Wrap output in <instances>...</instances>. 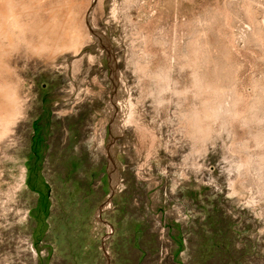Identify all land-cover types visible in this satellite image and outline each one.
I'll return each instance as SVG.
<instances>
[{"label": "rangeland", "instance_id": "rangeland-1", "mask_svg": "<svg viewBox=\"0 0 264 264\" xmlns=\"http://www.w3.org/2000/svg\"><path fill=\"white\" fill-rule=\"evenodd\" d=\"M73 1L0 0V264H264V0Z\"/></svg>", "mask_w": 264, "mask_h": 264}, {"label": "bare ground", "instance_id": "bare-ground-1", "mask_svg": "<svg viewBox=\"0 0 264 264\" xmlns=\"http://www.w3.org/2000/svg\"><path fill=\"white\" fill-rule=\"evenodd\" d=\"M66 1V0H65ZM71 1H73V0H71ZM69 2V1H68ZM74 2V1H73ZM51 3V2H50ZM65 5V4H64ZM73 5V4H72ZM61 7V6H60ZM65 7V6H64ZM54 10V9H53ZM56 10V9H55ZM17 11L15 10V9H13L12 10V12L10 13V15H9V17L11 16L12 18H15L16 17V19L15 20H17ZM60 17V16H59ZM70 18V17H69ZM72 18V17H71ZM62 22H64V21H62ZM46 25L45 26H47V24H51L50 22L49 23H45ZM54 24H56V23H54ZM53 24V25H54ZM62 24V23H61ZM59 24H57V25H54L55 27L56 26H58ZM64 26V25H63ZM62 26V27H63ZM41 27V26H40ZM42 27H44L43 25H42ZM48 27V26H47ZM50 27V26H49ZM61 27V28H62ZM72 27V26H71ZM57 28H59V27H57ZM65 28V27H64ZM77 28V27H76ZM75 28V29H76ZM44 29H45V27H44ZM66 29V28H65ZM64 29V30H65ZM50 29H48V28H46V30H44V31H49ZM53 30V29H52ZM20 31V30H19ZM28 32V31H27ZM26 32V33H27ZM22 34H23V32H21ZM29 33V32H28ZM28 33H27V35H28ZM40 33H41V31H40ZM51 33V32H50ZM31 34H33V32L31 33ZM43 34V33H42ZM41 34V35H42ZM35 35V34H34ZM34 35H33V38H34ZM38 35V34H37ZM49 35V34H48ZM53 35V34H52ZM59 35H60V33H59ZM58 35V36H59ZM36 36V35H35ZM77 36V35H76ZM39 37V36H38ZM42 37V36H41ZM40 37V38H41ZM46 37V36H45ZM51 37H53V36H51ZM70 37H74V36H70ZM42 38H44V35H43V37ZM50 38V37H49ZM55 38V37H54ZM59 38V40H60V38H61V40L63 39L62 38V36H59L58 37ZM68 38V37H67ZM13 39L14 38H11L10 40L11 41H13ZM19 39V38H18ZM22 39V38H21ZM36 39H37V37H36ZM23 40V39H22ZM30 41H28V43L30 44V45H32V43H30V42H32L31 41V39H29ZM35 40V39H34ZM50 40H51V38H50ZM37 41V40H36ZM48 41V36H47V40H45V41H42V46L45 48V47H47V49H50L52 52H56L58 49H60L61 47H63V46H65V45H61L60 46V44H61V42L62 41H59L60 43H58L57 42V37H56V39H55V42L53 43L52 41H51V43H49V42H47ZM66 41H68V40H66ZM34 42V41H33ZM73 42V41H72ZM77 42V41H76ZM80 42V41H79ZM78 42V43H79ZM15 43V42H14ZM35 43V42H34ZM58 43V44H57ZM66 43V42H65ZM78 43L77 44H75V45H78ZM73 44H74V42H73ZM84 44V43H83ZM39 45V44H38ZM37 45V46H38ZM33 46H36V45H32V47ZM10 47V46H9ZM77 47V46H76ZM82 47V46H81ZM8 48V47H7ZM26 48L27 49H29L28 48V45H26ZM66 48V47H65ZM64 48V49H65ZM73 48V47H72ZM31 49H33V48H31ZM35 49H36V47H35ZM35 49H34V52H35ZM30 50V49H29ZM63 50V48H61V50H60V52ZM37 52H42V51H44V50H36ZM49 52V51H48ZM48 52H46V53H48ZM51 52V53H52ZM39 54H41V53H39ZM61 54V53H60ZM51 55V54H50ZM49 55V56H50ZM53 55L54 56H56L55 55V53H53ZM54 56H52V57H54ZM46 57V56H45ZM51 57V56H50ZM49 57V58H50ZM57 57V56H56ZM55 57V58H56ZM56 60V59H55ZM53 60H51V62H52ZM50 63V62H49ZM55 64V63H54ZM3 67V66H2ZM6 68V66H4V69ZM2 74V73H1ZM5 76V75H4ZM19 93V92H18ZM21 94V93H20ZM23 100V99H22ZM23 102V101H22ZM25 102V101H24ZM19 103H20V99H19V96H18V94H17V92L15 91V90H13L12 88H10L9 87V85L5 82L3 85H0V151H1V149L2 148H4L5 146H7V142H6V138L10 135V133L11 132H13V131H15V130H13V128H14V126H15V124H16V122H17V120L19 119V117H20V115H21V110H20V106H19ZM23 106V105H22ZM11 137V136H10ZM13 140V139H12ZM9 144V143H8ZM10 145V144H9ZM5 150V149H4ZM1 155H0V161L2 162L4 159H6L7 158V155H5V152H3V151H1V153H0ZM14 160H16V159H14ZM24 170H25V167L23 166L22 167ZM28 185H27V173H25L24 171H22V174H21V176H20V185H19V187H21V189H25L26 187H27Z\"/></svg>", "mask_w": 264, "mask_h": 264}]
</instances>
